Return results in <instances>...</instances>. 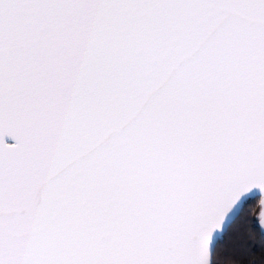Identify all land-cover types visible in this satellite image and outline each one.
<instances>
[{"label": "snow or ice", "instance_id": "6c2138e0", "mask_svg": "<svg viewBox=\"0 0 264 264\" xmlns=\"http://www.w3.org/2000/svg\"><path fill=\"white\" fill-rule=\"evenodd\" d=\"M0 264H264V0H0Z\"/></svg>", "mask_w": 264, "mask_h": 264}]
</instances>
